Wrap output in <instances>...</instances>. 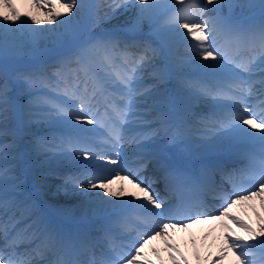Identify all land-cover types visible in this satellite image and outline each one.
<instances>
[{"label": "snow or ice", "instance_id": "obj_1", "mask_svg": "<svg viewBox=\"0 0 264 264\" xmlns=\"http://www.w3.org/2000/svg\"><path fill=\"white\" fill-rule=\"evenodd\" d=\"M128 2L100 0L97 12L103 16L98 18H110L109 11L115 13ZM132 2L141 7L130 32L147 23L162 47L171 49L180 37L194 55L173 61L171 67L161 66V48L149 42L90 35L73 56L60 62L61 71L55 74L54 83L42 70L22 74L18 79L29 91L26 121L48 129L45 135L35 138L34 151L51 158L73 159L82 172L66 177V184L83 189L85 194L99 189L97 196L117 198L106 203L130 210L137 220L149 216L154 226L138 231L123 255L111 248V228L106 229L100 242L108 241L114 255L103 251L97 255L91 244L70 238L52 226L34 202L25 203L27 194L24 200H18L15 195L9 196L5 188L0 190V264H153L145 248L151 246L152 253L159 257L160 249L152 244L157 238L164 241L173 264H188L172 233L207 222L211 224L205 240L215 231L217 222L224 229L223 243L212 264H222L229 253L235 257L234 264H264V215L256 212L259 223L253 227L234 212L239 205H248L255 211L249 202L256 199L264 210V22L245 24L231 16L233 9L255 7L254 0H205L204 4L200 0ZM25 3L30 11L22 12L15 0H0V55L22 50L23 44L14 34L23 29L28 30V43L34 51L41 43L59 46L67 37L75 39L79 17L91 7L88 0ZM259 7L264 14V0H259ZM225 8L228 15L223 13ZM207 13L214 15L205 19ZM160 17L165 18L163 23L157 22ZM223 37L237 45H247L253 54L238 62L220 43ZM172 75L180 78L179 88L189 101L182 111L168 110L173 101L159 92L158 85ZM148 79L155 83H147ZM200 101H211L206 112L198 110ZM17 111L8 84L0 83V136L8 133V122ZM100 127L106 128L107 137L97 141ZM162 133L171 141L191 135L213 143H246L250 150L243 158L248 164L227 170L219 162H209L198 176L169 168L158 151ZM98 142L107 145L109 151H98ZM125 146L132 149L139 162L134 169L127 168L122 159ZM0 155L15 158L14 149L8 144L0 143ZM152 160L159 175L146 180L141 173ZM106 165L120 167L109 169ZM114 180H126L136 191L129 192L123 183L114 189ZM159 181L164 182L165 191L194 188L211 193L212 199L219 202L211 206L203 200L192 205L183 201L173 205L153 187ZM0 182L10 184L13 193L23 192L22 181L11 166H0ZM225 183L231 186L230 192L224 191ZM122 197L129 199L120 200ZM16 210L28 212L33 217L31 223L18 228ZM127 223L126 220L122 227ZM192 243L195 245V239ZM84 253H88L87 259L80 258ZM49 255L55 259L48 260ZM196 255L200 259L198 251Z\"/></svg>", "mask_w": 264, "mask_h": 264}, {"label": "bare ground", "instance_id": "obj_2", "mask_svg": "<svg viewBox=\"0 0 264 264\" xmlns=\"http://www.w3.org/2000/svg\"><path fill=\"white\" fill-rule=\"evenodd\" d=\"M15 2L17 3V6L21 8L22 12L31 10L29 7L26 6L25 0H15ZM110 2H111V0H109V3ZM241 2L246 3L247 0H241ZM88 3L91 7L89 9H87L84 13H82L81 16L79 17V32L80 33H84L87 27L101 29V28H103L105 26H109L113 23H120V22H121V24L129 23V25H131L133 23V21L135 20L137 13L139 12V8L141 7V5H139L138 3H133L132 0H129L127 5H124L121 8L117 9L115 13H112L111 11H109L108 16L110 18L100 19V18H98V15L103 16V13L98 14V12H97V5L100 4V0H88ZM253 8L254 7L243 8V9L240 8V10L242 12H248V10L253 11L252 10ZM232 11L235 12L234 9ZM242 12L237 13V16H235L234 19H237V17H240ZM128 15H130V16H128ZM164 19L165 18L162 17L157 22L163 23ZM13 27H15V26H13ZM32 27L35 28L37 26L32 25ZM44 27H48V25H45ZM143 27L149 28L147 23H145L143 25ZM180 31L183 32L185 30L180 29ZM80 33H78V36L80 35ZM101 35L106 37L109 34L103 33ZM155 36L158 39H160L157 35H155ZM15 37L20 43L26 44L29 47H31V45L28 43L29 37H28V30L27 29H23L22 31L16 32ZM71 39H72V37H67L65 42H68ZM188 39L191 40L190 37H188ZM65 42L63 43L62 46H64ZM192 43H195V42L192 41ZM80 44H82V43L80 42L78 45L76 43L75 46H73L67 50V52L65 53V55L63 57H60L59 59L51 60L48 63V65H46V66H45V64H40V62H35V63L31 64L28 61L21 66L23 68L22 70L15 69L16 71L14 74L20 75V76L22 74L23 75H31L33 73H36V72H33L34 70H37V71L42 70L46 74V77L48 78L49 77V74H48L49 70L55 69L54 71H56V72L61 71L60 62L62 60L67 59L68 57L73 56L74 53L77 51V48ZM47 45H45L43 43L41 46H39L38 50H35V51L31 50V54H28V56H30L31 58L36 57L38 59L40 57V55L45 51L42 48L46 47ZM51 45L57 46V45H53V44H51ZM186 48H188V47L183 42V38L177 37L176 40L174 41V43L172 44L171 49L168 48L169 59H168L167 64L165 66L171 67V64L173 61L180 62V61H183L185 58L193 56L194 54L192 52L185 53V51L187 50ZM62 51L63 50L61 49L57 52L60 53ZM8 55H13V54L9 53L6 56L0 55V59L3 62H7V58H8L7 56ZM49 55H45L44 58H47ZM23 56H25V55H23ZM70 66L71 65H69V68H70ZM31 69H34V70H31ZM178 79H179V77H177L175 75L169 76V78L165 82L160 83L158 85L159 91L165 90L167 97L174 96L175 92L177 91L176 90L177 87L174 85H175V82L178 81ZM17 83H18V81H17ZM153 83H155V82H153ZM7 84L9 87V92H12L9 94L16 101L17 109H18L17 114L9 121L10 122L9 124L14 125L15 127L18 125V128L20 130L25 129L27 127L26 124L29 123L26 121L25 115H24L26 104L29 100V95L25 96L23 101L18 100L16 98V96L19 93V97H20V94L27 93L28 90H26V86L24 84H22L21 82H19L17 85L16 84L10 85L9 83H7ZM31 124H35V123H31ZM23 126H24V128H22ZM31 127H32V129H31ZM26 130H27L26 132L19 134L17 132L18 130L16 129L14 132L11 133L12 136L8 139L9 140L8 142H17V144H15V145L18 147V149L26 150L31 155V154H34V153L30 152V151L34 150L33 149L34 140L25 141V138H23L24 142H22V141L18 140V137L19 136L22 137L24 135L25 137L34 136V138H36L38 136H42V134L38 133V131H36L33 126H30V128H27ZM8 142H6L5 144H7ZM226 142L227 141L218 140L215 143H213V142H210L208 140H204L202 142V145H222V144H225ZM37 154H38V159L40 161H43V159H45V158L46 159L50 158V156L48 154H39V153H37ZM14 155H15V153H14ZM14 157L19 158V156H17V155H15ZM31 161H33V159H31V158L28 159V155H26V158L24 160L25 166H23V161L22 162H16V159L13 160V162L10 166L17 172L18 176H20V177L24 176L28 180L29 174H28V176L26 174L23 175L24 173L21 170H23L24 168L29 169L30 166L35 165L33 163L31 164ZM35 163H38V162L35 161ZM4 166H6V165H4ZM29 173H30V171H29ZM70 173H72L71 170H70ZM32 174H35V173L32 172ZM23 183H25V180H22V185H24ZM45 183H48V182H45ZM121 183H123L124 187L129 192L136 191L133 188V186L131 184H129L128 181H126V180L125 181L114 180L112 187L114 189L119 188ZM49 184H51V187L44 190V193H47L49 195V197L51 196L58 203H61L63 208H66V207L70 208V213H73V214H81L82 213L81 215H77L80 218H81V216L86 217V216L92 215L93 213H95V212H97L103 208H107V209H103V210H108L110 208L116 207L114 204L106 203L105 201H113V200H117V198H113V197L106 196V195L97 196L96 193L98 191H100L99 189H92L88 193L85 194L83 189L72 186V185H70L71 183L66 184L65 182H62V181L57 180V179L54 182H49ZM53 199L50 200V198H49V200L51 202L55 203L56 201ZM119 199L122 200L121 198H119ZM126 199H129V198L127 197ZM57 202L55 204L58 205ZM250 208L253 209L252 207H250ZM255 209H257V206H255ZM78 218H76V219H78ZM256 218L257 217H252L251 220H254ZM199 225H200V223L192 225L187 231L188 234L195 236L197 234L196 232H197V228L199 227ZM191 244H193V243L186 241V242H184L183 247L180 248V251L183 253V255L185 257H187L188 264H212V261L217 257V254H218L220 246H221L220 244H213V245L210 243L202 244L199 241H196L195 245H193V246ZM159 249H160V254L158 257L159 264H173V261L170 259L169 250L164 251L166 249L165 247L159 248ZM197 251L199 252L200 259H197V255H196ZM222 264H234V263H231V261L225 262V260H224L222 262Z\"/></svg>", "mask_w": 264, "mask_h": 264}, {"label": "rangeland", "instance_id": "obj_3", "mask_svg": "<svg viewBox=\"0 0 264 264\" xmlns=\"http://www.w3.org/2000/svg\"><path fill=\"white\" fill-rule=\"evenodd\" d=\"M128 16H130V15H128ZM14 35H15V34H14ZM42 44H43V43H41V45H42ZM41 45H40V46H41ZM29 48H30V49H29ZM22 49H26V50H27V49H28V50H32V48H31V47H29V46H28V45H26V44H23V48H22ZM189 52H190V50H188V49H187V51H185V53H189ZM27 92H29V91H27Z\"/></svg>", "mask_w": 264, "mask_h": 264}]
</instances>
